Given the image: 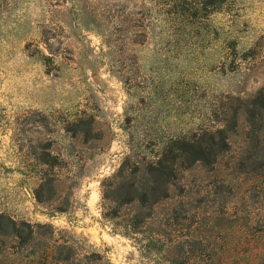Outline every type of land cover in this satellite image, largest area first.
Wrapping results in <instances>:
<instances>
[{
    "label": "rangeland",
    "instance_id": "374dc122",
    "mask_svg": "<svg viewBox=\"0 0 264 264\" xmlns=\"http://www.w3.org/2000/svg\"><path fill=\"white\" fill-rule=\"evenodd\" d=\"M209 1L0 0V214L45 225L36 243L71 245L76 264L166 263L148 229L105 219L102 182L221 127L264 87V0ZM232 143L216 167L178 171L159 207L186 264H264V182L239 169L244 136ZM47 175L62 190L39 202ZM36 247L0 235V264H43Z\"/></svg>",
    "mask_w": 264,
    "mask_h": 264
},
{
    "label": "trees",
    "instance_id": "16d2710c",
    "mask_svg": "<svg viewBox=\"0 0 264 264\" xmlns=\"http://www.w3.org/2000/svg\"><path fill=\"white\" fill-rule=\"evenodd\" d=\"M222 0L209 1L211 6ZM78 123H86L79 120ZM82 132V130H81ZM93 132L90 125L85 133L89 138ZM243 135L244 151L239 158V169L252 173L264 182V87L243 106L232 108L231 119L221 127L205 131L199 137L184 138L176 143L166 144L154 159L142 160L141 157L128 156L110 177L102 182L103 198L109 202L104 217L112 221L117 230L126 235L138 234L148 229L147 247L165 251L166 263L186 264L181 257H174L175 217L170 212L159 210L166 201L172 199L177 181V172L190 169L196 163L206 167H216L219 160L231 147L235 136ZM43 164L55 165L57 157L50 150H44L39 156ZM63 180L56 175L43 177L35 191L39 202L55 199L61 193ZM165 206V204H164ZM172 209V208H169ZM173 208L172 211H175ZM173 214V212H172ZM37 226L25 221L15 220L7 214H0V235L11 236L25 245H37L31 255L39 256L43 264H76L75 249L66 243L49 244L40 239ZM154 226L167 230V237L151 231ZM47 237H53L54 229L48 225ZM120 227V229H118ZM169 228V229H168ZM44 241V242H42ZM31 246H29L30 248ZM191 260V259H190Z\"/></svg>",
    "mask_w": 264,
    "mask_h": 264
}]
</instances>
